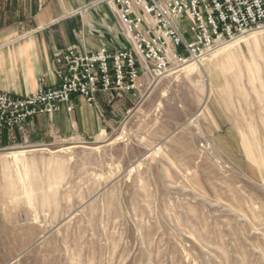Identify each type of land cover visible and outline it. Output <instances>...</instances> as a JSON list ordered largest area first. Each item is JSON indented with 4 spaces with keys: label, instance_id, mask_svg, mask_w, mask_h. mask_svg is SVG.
Returning a JSON list of instances; mask_svg holds the SVG:
<instances>
[{
    "label": "rangeland",
    "instance_id": "374dc122",
    "mask_svg": "<svg viewBox=\"0 0 264 264\" xmlns=\"http://www.w3.org/2000/svg\"><path fill=\"white\" fill-rule=\"evenodd\" d=\"M108 103L0 151V264H264V30Z\"/></svg>",
    "mask_w": 264,
    "mask_h": 264
},
{
    "label": "built area",
    "instance_id": "2783aa9c",
    "mask_svg": "<svg viewBox=\"0 0 264 264\" xmlns=\"http://www.w3.org/2000/svg\"><path fill=\"white\" fill-rule=\"evenodd\" d=\"M112 7L128 48L92 53L68 47L53 56L57 82L13 96L0 91V127L12 130L34 116L73 111L81 97L95 105L142 97L167 73L199 62L239 36L264 30V0H103Z\"/></svg>",
    "mask_w": 264,
    "mask_h": 264
},
{
    "label": "crops",
    "instance_id": "0c3cea01",
    "mask_svg": "<svg viewBox=\"0 0 264 264\" xmlns=\"http://www.w3.org/2000/svg\"><path fill=\"white\" fill-rule=\"evenodd\" d=\"M103 46L128 48L116 14L103 0H0V91L19 97L40 84L53 86L56 52L74 47L92 53ZM95 103L73 97L72 112L59 109L34 116L19 128L0 127V151L100 141L108 98L100 93Z\"/></svg>",
    "mask_w": 264,
    "mask_h": 264
}]
</instances>
